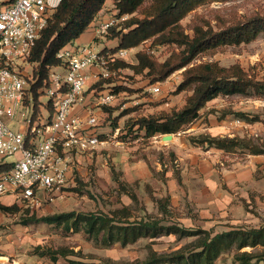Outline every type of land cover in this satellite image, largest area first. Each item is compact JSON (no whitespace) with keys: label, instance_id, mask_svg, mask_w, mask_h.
Masks as SVG:
<instances>
[{"label":"rangeland","instance_id":"374dc122","mask_svg":"<svg viewBox=\"0 0 264 264\" xmlns=\"http://www.w3.org/2000/svg\"><path fill=\"white\" fill-rule=\"evenodd\" d=\"M113 1L107 2V12L115 9ZM152 10L151 1L147 0L133 13V16L143 17L145 13ZM116 13L117 10H115V14H111L110 20H115V23H118L121 18H117ZM252 14H264V0H206L189 11L178 22V30L191 38L195 25L219 29L242 21ZM181 49L182 47L175 43H159L154 38L144 40L138 46L129 49L127 57L120 60L126 64L121 68V71L103 79L101 87L96 86V91L110 89L115 94L111 104L103 105L100 108L103 112L109 113L104 124L111 127L120 126V130L113 135L106 136L107 142L99 150L88 151L90 153L83 154L84 156L82 155L83 157L80 158L73 157L70 161V179L62 188L60 195L53 196L50 201L43 200L38 205L29 208L21 205V210L15 214L0 211L1 255L7 256L15 264H36L37 261H41L43 264H66L64 257L58 256L53 261L49 259L48 255L41 254V251L46 249L64 248L75 253L68 255V258L95 262L107 257L113 260H133L142 259L145 256L148 243L156 250L169 251L187 241V239L175 240L171 236H164L157 238L154 242L140 239L131 245L113 244L105 248L93 242L82 231L65 232L60 227L44 222L22 224L23 219L32 212L37 217L67 211L92 212L100 210L107 212L123 203L130 204L129 196L123 193L118 186L119 181H123L129 189H133L141 206L151 215L155 214L156 208L150 198L151 189L145 188L144 183L148 181L154 188L157 183L153 179L146 180L145 169L147 166L149 170L154 169L150 164L155 165L159 161L166 163L168 167L173 166L171 168L178 171L175 168L177 160L175 161L171 149L162 150L154 146L156 141L165 143L168 140H162L161 137L155 138L157 135L145 138L142 133L131 128L128 121L139 115L182 106L187 97L192 94L193 85L176 94L174 91L183 79L187 68L191 69V72H195L204 64H212L224 69L237 67L252 78L264 82V34H260L248 43L221 46L200 53L186 67L172 72L163 81H157L156 77L161 65L166 62H174ZM138 52L148 55L151 62L154 63L152 70L136 68ZM105 80H110V82H105ZM154 84L160 87L158 92L149 90L150 86ZM93 89L90 85L88 90ZM40 100L43 103L47 101L44 95ZM93 109L97 111L96 106ZM238 111L244 112L249 117L256 115L259 120L245 121L235 115ZM199 113L200 115L195 121L175 135L182 131L193 133V131L202 130L208 135H212L210 134L211 128H214V124L218 123L222 126L223 131H219L215 136H245L259 143L264 140V94H255L252 89L244 95L218 96L208 101ZM8 124L15 131L20 129L26 133V124H22L19 120L9 121ZM128 129H130V133ZM216 155V164L220 170H232L235 166L243 170V165L249 159L244 149L226 153L222 151ZM139 158L145 159L147 163L144 161L140 164L135 163ZM14 159V156H8L0 161L10 163ZM160 168L158 166L157 169ZM258 174L264 175V168L257 169L256 175L258 176ZM222 187L232 197V200L226 207H221L220 203L217 204L219 208L211 211L216 215L215 218L224 219L223 217L228 216L239 218L236 223H233V226L246 227L264 223V177L256 179L252 186L251 183L241 182L236 186L229 187L225 186L223 182ZM184 199L185 197L170 199L172 216L174 221L189 224L198 218L197 205L191 200L187 202ZM0 202L10 205L14 202L17 203V200H14L13 197L7 199L6 196H3ZM139 205L138 207H140ZM201 205L203 204H200V208H202ZM26 209L29 210L28 213L25 211ZM138 213L141 212L135 211V215Z\"/></svg>","mask_w":264,"mask_h":264},{"label":"trees","instance_id":"16d2710c","mask_svg":"<svg viewBox=\"0 0 264 264\" xmlns=\"http://www.w3.org/2000/svg\"><path fill=\"white\" fill-rule=\"evenodd\" d=\"M105 1L60 0L52 13L28 58L35 64L33 67L35 81L31 84L35 115L40 111L39 97L43 95L41 88L47 81L49 68L60 64L56 54L88 28ZM145 1L147 0H114L113 4L117 10L116 17L125 18L110 26L105 37L118 39L117 45L110 51L136 47L144 40L151 38L158 40L159 43H175L181 46L182 49L174 62L161 65L157 73V81H163L172 72L186 67L200 53L221 46L248 43L260 34H264V14H252L242 21L219 29L195 25L193 36L189 38L178 30V22L189 11L206 0H149L153 10L145 13L143 17L133 16V13ZM136 59L137 69L150 68L152 70L154 68V63L146 53L138 52ZM116 65L126 66L120 60L116 62ZM103 82L104 80L98 81L95 86ZM105 82H110V80H105ZM190 85H193L192 94L187 97L182 106L173 107L168 111L162 110L158 113L140 115L128 121L129 126L139 133L142 132L145 138L157 134H175L195 121L200 115V109L218 96L244 95L251 89L255 94H264V82L252 78L237 67L224 69L212 64H204L195 72L187 68L174 93H179ZM46 109L49 114L52 113L50 104H47ZM235 115L248 122L259 120L256 115L249 117L241 111L236 112ZM221 116L224 117V115ZM130 129H128L129 133ZM188 140L193 144L213 147L224 153L236 149H244L245 152L251 154L264 153V140L259 143L245 136L220 137L198 134L189 135ZM10 166L11 164L6 161L0 163V172L10 169ZM151 171L153 176L162 178V171L154 169ZM144 185L145 188L151 189L150 198L156 208L154 215L141 206L133 189H129L126 183L119 181L118 186L131 200L128 205L122 204L107 212L100 210L67 211L40 217L32 212L23 219L22 224L44 222L60 227L65 232L82 231L93 242L105 248L115 243L126 246L139 239H150L149 242H154L158 237L170 234L175 236V240L191 238L169 251L156 250L148 243L145 256L142 259L133 260H113L107 257L95 262L68 258V255L75 253L64 248L41 251L42 255H48L53 261L58 256L66 258V264H215L217 259L227 253H232L233 263L264 264V223L258 226L233 227L217 233L201 228H185L170 219L172 213L168 196H156L149 184ZM20 206L16 202L10 205L0 202V211L15 214L21 210ZM25 211L29 212L28 209ZM135 211L141 213L135 215ZM247 247L250 250H243Z\"/></svg>","mask_w":264,"mask_h":264},{"label":"built area","instance_id":"2783aa9c","mask_svg":"<svg viewBox=\"0 0 264 264\" xmlns=\"http://www.w3.org/2000/svg\"><path fill=\"white\" fill-rule=\"evenodd\" d=\"M59 2L0 0V159L15 157L10 169L0 172V200L11 195L19 205L29 207L60 195L70 179V161L75 154L96 150L105 143L96 131L99 119L93 107L86 105L84 117L75 108L88 98V80L98 82L117 74L122 67L116 62L126 58L131 49L64 46L56 54L60 64L49 68L41 88L47 101L35 115L31 96L35 64L28 58ZM114 23H101L99 34L105 35ZM149 90L158 92L160 87L154 84ZM90 92V99L99 108L115 97L110 89ZM47 104L52 106L51 114ZM16 119L26 124V133L10 128L8 122ZM0 264L14 263L0 254Z\"/></svg>","mask_w":264,"mask_h":264},{"label":"crops","instance_id":"0c3cea01","mask_svg":"<svg viewBox=\"0 0 264 264\" xmlns=\"http://www.w3.org/2000/svg\"><path fill=\"white\" fill-rule=\"evenodd\" d=\"M108 1L109 0L105 1L103 7L97 13L91 24L88 26V28L77 39H75L69 44H73V45L93 44L94 46H96V48L105 49V50H110L117 45L118 39H107L104 34H99L98 32V27L100 26V24L110 20L111 14H115L116 9H113L110 12L106 11L107 9L106 4ZM112 1L113 0H111V2ZM69 44H67L66 46H68ZM96 83L97 82L93 81L92 79H89L87 85L88 87H90L91 85L92 88L97 89V87L95 86ZM98 87L101 86L99 85ZM88 92L91 94L90 91ZM89 93L86 102L75 108V112H77V114H79L82 117H84L86 114L85 109L87 107L86 106L87 104L88 106H92V107H94L95 105L94 102L90 99L91 96ZM39 101L41 104L43 103L42 100ZM96 110L97 111L95 112L99 119L96 131L99 134L100 138L104 139L106 143L107 142L106 136L113 135L116 132H118L120 130V126L111 127L108 126V124H104V121L108 117L109 113L106 111L103 112L99 107H96ZM158 112L159 111H157L156 113ZM112 116L115 115L112 114ZM214 125L215 127L211 128V133H210L212 134L211 136H215V134H218L219 131H223L222 126H220L218 123ZM198 134H207V132H204L202 130L199 132L193 131V133H190L189 131L188 133H185L184 131H182L177 135L172 134V139L168 140L165 143L156 141L154 146H156L157 148L162 150L167 148L171 149V151L174 154L175 161L177 160L175 162V168L178 169V171H174V168L173 169L171 168L173 166L168 167L166 163H160L159 161H157L155 165L150 164V166H152V168H154L156 171H162L163 173L162 178L153 176L151 169L149 170V167L147 166V168L145 169V176H147L146 180L153 179L157 183V185L154 188V186H152L151 183H149L148 181H146V183L144 184H149L153 190V193L156 196H168L170 210L172 205L170 199L171 198L174 199V197H177L178 199L185 197L184 199L185 201L187 200V202H190L191 200L193 201L194 204L197 205L196 212L198 218L195 222H190L189 224H182L178 221H175L179 225L185 228H201L204 230L212 231L213 233H217V232L226 231L233 227H244V226H233V223H236L239 218L236 217L230 218L229 216L223 217L224 219H221V217L215 218L216 215L213 214L212 212L213 210L215 211L216 208H219L217 207L218 203H220L221 207H226V205L230 203V201L232 200V197H230L228 192L225 190V188L222 187L223 182L225 183V186H229V187L236 186L241 182L251 183L252 186L256 182V179H258L259 177L260 178L264 177V175H260V174H258V176L256 175L257 169L264 168V153L251 154L246 152L248 154L247 156L249 159L246 161V164L243 165L244 168L243 170H241V168L238 169V167L236 168V166L232 170H223V169L220 170V168L216 164L217 162L216 154L221 153L222 152L221 150H218L213 147H207L206 145L193 144L189 142L188 140L189 135H198ZM162 135L163 134H157V137L155 138L159 139ZM101 146L99 148H101ZM99 148L96 150H99ZM87 153L90 152L87 151L83 153H77L75 154V156H77V158H80L84 156L83 154H87ZM142 161L147 163L146 160L143 158L137 159L135 163L137 162V164H140V162ZM158 166L159 168L161 166L162 167L160 169H157ZM6 197L7 199L12 198L11 195H7ZM246 197L248 196L246 195ZM200 204H203L201 205L202 208H200ZM170 219L174 221L173 216ZM253 226H258V225H253ZM246 227H250V226H246ZM168 236L175 238V236L172 234ZM183 239H187L188 241L191 238H183ZM148 240L150 241V239ZM127 245H131V244H127ZM247 248H244L243 250H247ZM231 257H232V253L223 254L219 259L215 261V264H237L232 262ZM40 263L41 261L36 262V264H40Z\"/></svg>","mask_w":264,"mask_h":264},{"label":"water","instance_id":"95a60500","mask_svg":"<svg viewBox=\"0 0 264 264\" xmlns=\"http://www.w3.org/2000/svg\"><path fill=\"white\" fill-rule=\"evenodd\" d=\"M162 140H170L172 139V134H164L161 136Z\"/></svg>","mask_w":264,"mask_h":264}]
</instances>
